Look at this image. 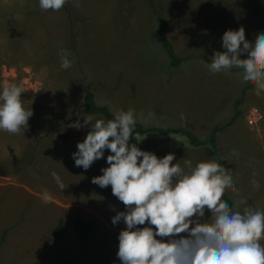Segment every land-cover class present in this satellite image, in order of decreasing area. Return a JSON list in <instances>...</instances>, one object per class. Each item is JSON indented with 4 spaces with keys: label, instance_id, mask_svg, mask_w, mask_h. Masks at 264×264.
Returning <instances> with one entry per match:
<instances>
[{
    "label": "rangeland",
    "instance_id": "rangeland-1",
    "mask_svg": "<svg viewBox=\"0 0 264 264\" xmlns=\"http://www.w3.org/2000/svg\"><path fill=\"white\" fill-rule=\"evenodd\" d=\"M157 15L166 21L174 54L185 58L176 67L160 44ZM241 27L253 43L264 33V0H67L59 11H42L39 0H0V85L22 84L23 106L33 111L25 131L0 130V264H121L118 236L126 226L113 225L112 217L125 206L110 185L91 182L103 175L111 153L88 170L73 159L90 130L69 126L86 90L113 114L133 109L145 127L183 128L199 139L238 109L234 123L217 133L222 165L238 189L225 192L232 207L241 202V211L264 210V94L257 96L253 85L241 98L248 84L242 70L212 73L205 66L224 50L223 34ZM61 50L72 61L66 70ZM250 110L261 112L253 124ZM86 116L104 119L82 114L81 123ZM143 136L138 147L160 158L174 153L173 163L186 171L185 161H216L210 147L191 148L182 135ZM77 215L95 224L83 240L72 229Z\"/></svg>",
    "mask_w": 264,
    "mask_h": 264
},
{
    "label": "clouds",
    "instance_id": "clouds-1",
    "mask_svg": "<svg viewBox=\"0 0 264 264\" xmlns=\"http://www.w3.org/2000/svg\"><path fill=\"white\" fill-rule=\"evenodd\" d=\"M66 2L39 0V6L42 11H59ZM222 47L206 62L208 70L240 69L243 82L252 83L257 96L264 94V33H258L253 43L246 39L243 27L229 29L222 36ZM60 55L61 68H70L72 61L63 50ZM22 93V84L0 85V130L19 134L28 128L33 111L24 108ZM137 119L135 110L121 109L114 119L86 116L83 123L77 119L69 125L90 129L73 153L76 167L88 170L104 158L106 150L111 153L108 166L101 169L103 175L91 182L101 188L110 185L125 206L112 217L113 225L123 222L126 226L118 236L121 264H264V210L246 205L241 211V202L230 207L222 199L227 189L238 191L232 171L215 160L195 166L185 161L186 171L173 163L174 153L160 158L142 150L138 143L146 137L133 135ZM133 137L137 143H130ZM51 175L63 191L61 177L55 171ZM252 184L259 189L256 179ZM42 199L50 203L52 197L44 192Z\"/></svg>",
    "mask_w": 264,
    "mask_h": 264
},
{
    "label": "trees",
    "instance_id": "trees-1",
    "mask_svg": "<svg viewBox=\"0 0 264 264\" xmlns=\"http://www.w3.org/2000/svg\"><path fill=\"white\" fill-rule=\"evenodd\" d=\"M157 24H158V36L160 39V44L168 57L169 65L171 67H176L179 65V63L185 59L182 57H178L174 54L172 46L170 44V41L167 37L166 33V21L163 17L157 15L156 16ZM253 86L252 83H248L245 87L241 89L242 91V97L245 95V90L248 88H251ZM82 101L84 102V105L82 109L78 112V114L74 117V119L80 118L82 114H98L102 115L105 120L108 119H114V114L108 109L107 106H100L95 103L93 93L89 90H86L82 96ZM241 99L237 100V104ZM239 114V110L236 109L234 115L224 124H216L211 132L206 136L204 139H199L195 134L192 133V131L183 129V128H162L159 126H152V127H145L140 122H137L133 135L136 133H140L142 136L149 133V134H159L162 136L170 135V134H179L182 135L187 139V143L191 146V148H201L208 146L212 150V154L216 161L220 164H222V158L220 156L219 150H218V142H217V133L219 131L224 130L228 126H231L236 117ZM130 143H137L134 139H130ZM223 200H225L230 207H232V201L227 196L226 192L224 196L222 197ZM94 222L89 220H82L80 216H76L72 223V229L75 233V235L78 237L79 240H83L87 234L90 232V230L94 227ZM61 226V221H58L56 227H55V235L58 236L59 230ZM5 228L1 231L0 235V241L2 240L4 236ZM67 264H77L76 260H70L66 261Z\"/></svg>",
    "mask_w": 264,
    "mask_h": 264
},
{
    "label": "built area",
    "instance_id": "built-area-1",
    "mask_svg": "<svg viewBox=\"0 0 264 264\" xmlns=\"http://www.w3.org/2000/svg\"><path fill=\"white\" fill-rule=\"evenodd\" d=\"M247 117H249L247 119V121H249L248 123L253 124L261 118V112L259 110H250L249 115H247Z\"/></svg>",
    "mask_w": 264,
    "mask_h": 264
},
{
    "label": "crops",
    "instance_id": "crops-1",
    "mask_svg": "<svg viewBox=\"0 0 264 264\" xmlns=\"http://www.w3.org/2000/svg\"><path fill=\"white\" fill-rule=\"evenodd\" d=\"M194 134V133H193ZM194 149H197V148H194Z\"/></svg>",
    "mask_w": 264,
    "mask_h": 264
}]
</instances>
